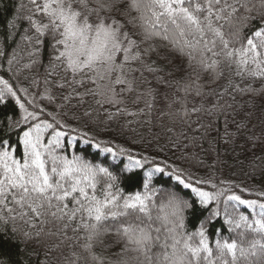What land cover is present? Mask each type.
Here are the masks:
<instances>
[{
	"label": "snow or ice",
	"instance_id": "6c2138e0",
	"mask_svg": "<svg viewBox=\"0 0 264 264\" xmlns=\"http://www.w3.org/2000/svg\"><path fill=\"white\" fill-rule=\"evenodd\" d=\"M20 8L26 15L18 11L17 21L26 20L27 28L9 51V37L19 31L17 21L11 22L12 31L0 47V264H21L13 261L11 250L33 243L44 250L37 264H80L82 259L103 264L94 247L110 231L124 241L120 255L136 253L119 264H264V193L245 199V189L237 194L224 181L186 176L164 164L146 173L143 192L125 194L120 177L143 168L148 158L128 154L118 175L114 164L78 154L80 142L113 157L128 150L102 147L87 133L78 139L64 111L67 102L83 95L102 97L96 101L101 105L122 103L116 86L132 91L129 76L145 71L157 84L184 93L179 102L185 116L203 112L218 120L223 115L227 123L245 105L255 109L256 97L264 94V0H27ZM160 48L186 58V66L183 60L175 67L158 65L150 57H159ZM21 73H28L23 77L27 87L20 82ZM177 73L186 76L167 79ZM204 74L208 92L201 82ZM257 81L259 89L253 87ZM41 85L42 91H29ZM57 89L67 92L60 104ZM191 94L211 106L189 110ZM141 95L152 98L147 103L151 109L154 90ZM245 96L250 99L240 103L237 97ZM258 119L264 122V108ZM166 168L194 198L150 188L153 175ZM197 208L207 209L208 215L190 230L188 213ZM217 219L222 223L211 239L209 225ZM53 237L59 243H46ZM73 241L82 252L64 255L65 244ZM154 247L160 250L154 252Z\"/></svg>",
	"mask_w": 264,
	"mask_h": 264
},
{
	"label": "trees",
	"instance_id": "16d2710c",
	"mask_svg": "<svg viewBox=\"0 0 264 264\" xmlns=\"http://www.w3.org/2000/svg\"><path fill=\"white\" fill-rule=\"evenodd\" d=\"M21 3L27 4V0H0V47L4 45L5 36L12 31L8 25L17 21L18 11L20 15H26V9L20 8ZM27 26L26 20L17 21L19 31L14 36L9 37V51L15 47L14 41H19L20 34ZM156 43L159 44L160 41H156ZM159 52V57L155 53L150 57L158 65L175 67L181 65L183 60V64L186 66V58L179 57L177 53L167 48H160ZM169 61L171 64L168 63ZM34 72L35 70H33V74ZM24 75H28V73H21L20 82L27 87L29 82L23 79ZM181 75L186 76V73H177L174 77L167 79H180ZM5 78L9 77L6 75ZM130 78L134 79L137 87L144 92L149 88L154 90L155 100L151 109L147 107V103L152 102V98L149 96L138 104L122 106L108 103L97 104L96 101L102 97L92 95H83L82 100L79 97L74 98L66 103L64 109L67 112L65 119L71 127L77 129L78 139L79 133H87L88 139L96 143L102 142V147L124 148L128 152L113 157L95 147H86L83 142H80L78 154L85 155L97 163L102 161L105 166L114 164L115 168L112 170L118 175L120 170L128 164V154L137 159L147 157L149 163H145L143 168H134L120 177L119 184L125 194L136 191L143 192L146 173L155 166H164V164L172 165L174 168L183 171L186 176L191 174L195 178L205 180L214 178L217 184L219 181H224L226 185H232L237 194H241L240 189H245L246 192L242 193L245 199H257L260 193H264V122L258 119L260 110L264 108V94L256 97L255 109H250L245 105L234 119L229 116L227 123H225L223 115L218 120L203 112H190L188 116H185L183 107L179 102L184 93L182 91L177 92L175 86L166 87L163 84H157L151 73L145 71L141 76L137 72L132 74ZM11 82L15 84V80ZM201 82L206 85L204 91H210L207 86V74H204ZM211 87L218 88L219 85L213 84ZM253 87L259 89L261 83L257 81ZM38 90L42 91L43 85L40 89H29L30 92ZM78 91L82 94L85 93L83 87L79 88ZM54 92L58 98L57 104H60L62 102L61 95H66L67 92L62 93L58 89ZM208 99L214 100L215 97ZM237 99L243 103L244 100L250 98L245 96L243 98L237 97ZM40 103L45 104L46 101H40ZM201 104L205 108L211 106L208 100H202L201 97L194 94L187 96V108L189 110L193 107L199 108ZM168 110H173V117L168 115ZM249 111H253L254 114L251 118H246L245 114ZM128 113L135 114L129 115ZM242 122H246L247 127H239ZM14 139L15 137H13ZM72 151L75 149L73 148ZM97 153L99 154L97 155ZM170 172L171 169L166 168L164 173H155L151 179L150 188L177 191L181 196L194 198L191 190L182 189L175 178L169 175ZM202 187L207 191H213L210 187ZM163 197L164 193H161L156 199L162 201ZM214 206L213 202L209 208ZM155 214L156 211L154 210L153 215ZM188 215L191 219L189 224L191 230L194 224L208 215V210L197 208ZM221 223L222 220L217 219L209 225L208 234L211 239L215 238L212 234L220 229ZM224 234L228 235L227 232ZM68 235H72L71 231L68 232ZM118 240L119 243H117ZM100 241L94 247V254L103 264H119L121 259H130L136 255L133 252L120 255L124 241L120 240L114 231L103 234ZM46 243H59V240L53 237L46 240ZM70 243L71 246L65 244L64 255L82 252V249L74 241ZM4 250L8 251L7 243L4 244ZM159 250L158 247L153 248L154 252ZM30 253L31 255H29ZM11 254L13 261L21 262V264H37L38 260L44 259V250L36 243L30 244L26 249L23 245H20L18 250L13 248ZM80 264H85L83 259ZM88 264H93V262L89 261Z\"/></svg>",
	"mask_w": 264,
	"mask_h": 264
},
{
	"label": "rangeland",
	"instance_id": "374dc122",
	"mask_svg": "<svg viewBox=\"0 0 264 264\" xmlns=\"http://www.w3.org/2000/svg\"><path fill=\"white\" fill-rule=\"evenodd\" d=\"M129 79L130 76H129ZM122 89H126L125 85H117L116 86V91L118 93H120V95L118 96V99H120L122 101V103L116 104V105H135L140 103V101L142 100H146L147 96L145 95H141L142 93H144V91L141 88H138L137 85L134 83L133 84V90L132 91H127L124 90L123 92H121ZM168 115L170 117H173V110H168ZM170 119V118H169Z\"/></svg>",
	"mask_w": 264,
	"mask_h": 264
}]
</instances>
